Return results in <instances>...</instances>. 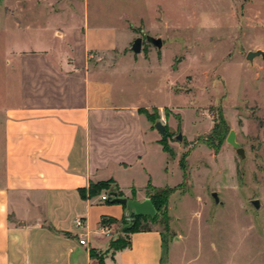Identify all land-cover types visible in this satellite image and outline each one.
Returning a JSON list of instances; mask_svg holds the SVG:
<instances>
[{"label": "rangeland", "instance_id": "374dc122", "mask_svg": "<svg viewBox=\"0 0 264 264\" xmlns=\"http://www.w3.org/2000/svg\"><path fill=\"white\" fill-rule=\"evenodd\" d=\"M103 25L116 47L98 72L124 74L127 100L152 126H165L171 164L167 174L155 167L152 179L173 190L165 247L182 238L175 250L203 263L264 264V60L245 58L264 53V0H0V124L10 74H18L9 59L22 52L15 45L27 30L59 38L64 29ZM230 131L244 159L226 143ZM2 156L0 139V168ZM139 225L163 233L158 222Z\"/></svg>", "mask_w": 264, "mask_h": 264}, {"label": "crops", "instance_id": "0c3cea01", "mask_svg": "<svg viewBox=\"0 0 264 264\" xmlns=\"http://www.w3.org/2000/svg\"><path fill=\"white\" fill-rule=\"evenodd\" d=\"M25 33L24 45H15L22 52L9 59L16 87L10 83L1 108L0 264H98L90 251L102 264H208L175 250L182 238L166 248L158 229L132 233L127 248L108 251L121 235L123 206L79 194L111 181L121 198L142 202L148 183L168 187L152 181L154 168L167 174L171 161L141 105L127 100L124 74L98 72L116 47L112 28H68L59 38L42 28ZM103 219L115 220L110 236Z\"/></svg>", "mask_w": 264, "mask_h": 264}, {"label": "trees", "instance_id": "16d2710c", "mask_svg": "<svg viewBox=\"0 0 264 264\" xmlns=\"http://www.w3.org/2000/svg\"><path fill=\"white\" fill-rule=\"evenodd\" d=\"M140 113L143 114L141 110H139ZM166 136V132L163 138ZM160 145L162 147V150L164 152L168 153V150L165 148V146L162 144L161 139H160ZM183 170V168H182ZM183 179H185V175H183ZM111 181H105V182H98V183H90L88 188L86 190L81 189L79 190V194L82 199L86 198H92L95 196H98L102 190H106L107 186L111 184ZM113 192H116V198H121L122 195L118 191L116 186H113L109 190V198L106 201L108 204H116L113 203V197L111 196ZM173 190L169 187H164V188H155L153 187L150 183L146 186V194L150 202L152 203L155 211H156V216L153 218H145V217H140L132 214V220L128 221L125 217L122 218L120 224H121V230L120 233L123 236H118L116 239L111 240L109 243V248L108 251L111 252H116L120 251L122 249H125L129 246V235L135 232H141V231H149L151 228L146 227L145 225H139V221H151V223H156L158 222L159 225L163 226V233L162 234V239L164 240L165 243V233H168V199L169 196ZM123 208L125 209V206L122 205ZM109 223H115V220H110V219H103L101 224L102 226L107 225ZM90 257L92 259H96L98 261V264H102V255H98L94 251H90Z\"/></svg>", "mask_w": 264, "mask_h": 264}, {"label": "water", "instance_id": "95a60500", "mask_svg": "<svg viewBox=\"0 0 264 264\" xmlns=\"http://www.w3.org/2000/svg\"><path fill=\"white\" fill-rule=\"evenodd\" d=\"M143 39L142 38H136L132 45H131V51L134 54H139L141 51ZM144 43L151 44L154 48L157 50H160L162 48V41L160 39H154L151 37H146L144 40ZM255 57H261L264 60V53L262 51H255V52H248L246 54V60L251 62L253 58ZM154 129L157 131V133L162 137L165 134V126L160 121H156L153 125ZM177 141L181 140V136H177ZM226 143L230 145L234 150L237 156H239L241 159H244V150L239 147V145L235 141V134L233 131H230L227 138ZM113 203L121 204L125 206L124 209V217L128 220H132V214L140 217L145 218H153L156 216V211L150 202L149 199L144 200L142 202H138L136 200L131 199H125V198H116V192H113ZM213 198H216V194H213ZM217 202V199H216ZM252 205L256 208H258V203L256 201L252 202Z\"/></svg>", "mask_w": 264, "mask_h": 264}, {"label": "built area", "instance_id": "2783aa9c", "mask_svg": "<svg viewBox=\"0 0 264 264\" xmlns=\"http://www.w3.org/2000/svg\"><path fill=\"white\" fill-rule=\"evenodd\" d=\"M108 198H109L108 194L107 195H102V196H100V201L101 202H106L108 200ZM74 224H75L76 227H82L83 222H82L81 219H76V220H74ZM102 232H103V234L105 236H110V234H111L110 233V226H108V225L102 226ZM79 244L80 245H85V241L80 239L79 240Z\"/></svg>", "mask_w": 264, "mask_h": 264}]
</instances>
